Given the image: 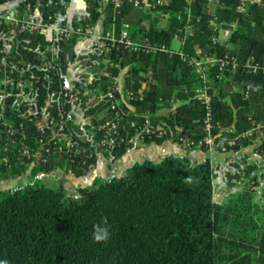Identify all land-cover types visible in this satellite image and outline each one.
Here are the masks:
<instances>
[{"label":"trees","instance_id":"16d2710c","mask_svg":"<svg viewBox=\"0 0 264 264\" xmlns=\"http://www.w3.org/2000/svg\"><path fill=\"white\" fill-rule=\"evenodd\" d=\"M10 1L18 0H0V7ZM69 1L25 0L19 11L30 5L33 13L57 19L67 14ZM172 1L151 11L127 2L117 15L113 0H84L87 16L80 21L90 25L101 21L105 33L129 22L135 40L171 46L187 21L186 0ZM238 1L221 0L218 20L212 24L208 0H195L194 35L184 46L190 57L202 49L219 58H237V68L226 70L222 79L214 66L208 82L215 152L243 154L222 171L214 166L209 148L197 146L205 137L206 107L196 98V89L204 83L180 55L115 48L93 52L89 64L95 67L94 61H103L100 73L71 82L81 92L80 102L73 104L61 92L69 83L71 66L87 61L88 56L76 52L78 39L63 41L61 65L55 71L47 64L51 57L44 53L45 35L0 25V91L10 77L28 83L25 92L36 99L35 114L29 116L26 107L17 110L13 105L18 90L8 88L14 94L6 98L0 93V104H5L4 110L0 107V183L27 177L20 187L0 189V264H264V203L255 196L258 178H264V0L245 13L237 11ZM233 23L236 28L229 36L215 43L219 30L231 29ZM9 38L10 53L3 64L1 50ZM251 59L261 65L259 72L247 67ZM122 72L120 89L116 78ZM110 93L121 99L113 112L107 103ZM173 99L178 103L174 108ZM147 119L165 136L141 141L171 140L206 153L205 161L196 164L176 155L145 159L109 180L97 178L78 188L77 194L68 192L65 178L87 175L100 154L121 158L134 146L121 139L142 133ZM113 120L119 121V137L110 149L97 148ZM255 125L261 128L249 135ZM180 136L196 146L185 147ZM41 139L51 147L50 154H45ZM248 148L260 162H248L244 156ZM26 149L32 151L31 158L24 154ZM243 175V186L233 182ZM46 176L57 187L48 186ZM221 177L234 191L218 203L214 184ZM97 227L107 230L106 240L94 239Z\"/></svg>","mask_w":264,"mask_h":264},{"label":"built area","instance_id":"2783aa9c","mask_svg":"<svg viewBox=\"0 0 264 264\" xmlns=\"http://www.w3.org/2000/svg\"><path fill=\"white\" fill-rule=\"evenodd\" d=\"M131 3L135 9H142L144 11H151L155 7H164L172 4V0H113L114 11L117 15H120L125 4ZM195 0H186L187 9V21L185 23L184 29L175 33L173 37V43L171 46L165 44L156 45L150 42L148 39L141 41L135 40L132 36V26L129 22H122L120 27L117 28L114 26L110 31L106 32L103 29V25L100 22L95 25L84 24L80 20L74 23L72 20L66 19L65 16H59L57 19H54L52 16L45 18L41 13L32 12L31 6L27 5L23 11H19L18 8L9 7L5 10L0 11V25L2 23L8 24L14 28V31H27L30 34H41L47 37V44L45 46L44 53L50 55V60L48 65L55 71H57L61 65L60 53H61V44L63 41H67L76 37L78 40L87 39L91 42L92 51L94 53H105L109 52L112 49H122L128 50L135 53L141 54H157V53H168L169 55H180L182 60L187 61L198 73L200 79L203 81L204 86H201L196 89V98L206 107V116L204 118L203 126L205 131V137L201 140L197 146H206L209 148L210 153L212 154L215 151V139L214 130L216 125L214 124V115L212 109V96L210 94L209 75L214 66L219 68L220 74L217 75L218 79L224 78L223 74L226 70H235L238 66L237 58L235 56L227 55L224 58H219L215 53L209 52L207 50L198 49L197 55L190 57L184 52V46L189 37L194 35V20L192 15V4ZM262 3V0H239L237 4V11L239 13L247 12L251 7L259 5ZM208 6L213 14L212 24H216L218 16L216 15V9L222 6L221 0H208ZM236 28V23L231 25V29H226L222 27L219 30V36L214 37L213 40L216 43L217 41L225 40L231 30ZM11 38L5 41V45L1 50V53L4 54L2 58V63L7 64L6 56L10 53V42ZM175 43H178L179 48H175ZM247 67L253 73L259 72L261 65L255 62L254 59L249 60ZM13 71V70H12ZM56 75V74H55ZM29 86L28 83H23L11 79L8 77L4 83L3 88L0 93L2 98H6L9 95L14 94L9 92L8 88L11 90H18L17 99L14 101V106L17 110H21L24 106L27 108L28 115L35 114L33 105L36 103L34 97L29 96L25 92V89ZM61 94L70 99L73 104H78L80 102L81 92L76 88L73 83H67L64 87ZM130 96V95H129ZM107 103L109 104L110 111H116L118 106L121 103V99L115 98L114 94L110 93L108 95ZM175 99L172 100L171 106L174 108L177 105ZM5 104H0L2 110H4ZM171 108V107H170ZM75 112L77 115L81 113V109L75 105ZM2 114H0V119ZM49 122V121H48ZM55 119L50 120V124H54ZM63 123V122H62ZM88 124V123H85ZM119 121L113 120L106 126L105 136L100 143L97 144V148H108L110 149L113 145L114 138L119 137ZM145 130L142 133H138L134 137H126L121 139V141L128 146L135 145L138 141H141L143 138H164L165 132L161 128H156L151 123L149 119L145 122ZM260 125H255V128L250 131L248 134L252 135L254 131L259 130ZM179 134L181 133L178 130ZM180 142L187 148L195 147L194 142L189 141L186 137L180 136ZM42 148L45 150V154L51 153V147H46L47 143L43 139L40 140ZM233 144V143H230ZM24 154L31 158L33 156L30 149H26ZM101 155V154H100ZM99 155V156H100ZM46 161V159H44ZM223 178V179H221ZM219 178L221 180V185L226 186V181L224 177ZM260 182L259 186L264 187V178H258ZM216 182V181H215ZM234 183H237L238 186H243L244 184V175L239 180H233ZM215 188V184H214Z\"/></svg>","mask_w":264,"mask_h":264},{"label":"crops","instance_id":"0c3cea01","mask_svg":"<svg viewBox=\"0 0 264 264\" xmlns=\"http://www.w3.org/2000/svg\"><path fill=\"white\" fill-rule=\"evenodd\" d=\"M24 1L25 0L10 1L9 3L1 6L0 11L5 10L6 8H9V7H15V8L20 9V5ZM67 7H68V12L65 15V17L68 20H72V21L81 20L82 18L87 16L86 4L84 0H70L67 3ZM80 49H86L87 53H93L91 42L87 39L78 40L77 45H76V52L78 53ZM77 65L78 63H74L71 66L70 72L68 73V77L73 74L72 71L74 69V66H77ZM83 116L84 115L82 112L78 115L81 121H84ZM216 153L217 152H215V154ZM213 154L214 152L212 153V155ZM168 155H176L180 157L187 156L193 163H196V164L204 162L205 159L207 158L206 153L200 150L184 149L182 146H180L179 144L171 140H167L163 143H155V142L144 143L143 141H138L132 148H130L126 152V154H124L121 158L117 160L108 159L107 157L101 154L98 157L97 165L87 175L80 177V178L69 176L65 178V184L74 185L76 187L75 193L77 194L78 188L87 187V186L92 185L97 178L109 180L119 175L124 170L130 168L136 162L144 161L145 159H152V160L159 161ZM224 156L227 157V154H225ZM223 169L224 168L222 167L221 171ZM19 179L20 178H16L12 180L16 181ZM12 180L6 181V183ZM48 181L54 183L53 178L46 176L45 182H48Z\"/></svg>","mask_w":264,"mask_h":264},{"label":"rangeland","instance_id":"374dc122","mask_svg":"<svg viewBox=\"0 0 264 264\" xmlns=\"http://www.w3.org/2000/svg\"><path fill=\"white\" fill-rule=\"evenodd\" d=\"M175 48H179V44L175 43ZM78 54L80 57H85L88 56L91 53H87L86 49H80V51H78ZM84 60H87L84 64H78L77 66H74V69L72 71V75H70L68 78V82L71 83L74 80H78L79 78L85 77L88 80L92 79L96 73H100V64L103 61H94L96 63H93L95 65V67L90 66L89 63L93 62L90 57H85ZM87 63V64H86ZM94 69V71H93ZM124 76H125V72H122V74L116 78V82L118 83V86H120V89L122 88L121 86H123V82H124ZM225 154H214L213 156V163L215 167H223L225 168V166L230 165L231 162H235L237 159L242 158L243 154H236L235 152H231L229 154H227V157L224 156ZM244 156H246L248 158V162L252 163V162H260V158L255 154L253 148H248L244 151ZM223 179V178H221ZM27 181V177H21L19 180L16 181H10V182H2L0 183V189H6V188H12V187H20L22 186L25 182ZM221 180L217 179L215 182V200L218 203H223L225 198L228 196V194L230 193V191H234L229 189L226 186L221 185ZM46 184L48 186L51 187H57V185L53 182H46ZM66 189L68 190V192L70 193H75L76 192V187L74 185H70V184H65ZM264 187L260 186L257 187V191H256V199L257 200H261L262 203H264V192H263Z\"/></svg>","mask_w":264,"mask_h":264},{"label":"clouds","instance_id":"9594fccd","mask_svg":"<svg viewBox=\"0 0 264 264\" xmlns=\"http://www.w3.org/2000/svg\"><path fill=\"white\" fill-rule=\"evenodd\" d=\"M107 236H108V232L106 229L99 228V227L96 228V230L94 232V239L96 241L99 242V241L106 240Z\"/></svg>","mask_w":264,"mask_h":264}]
</instances>
